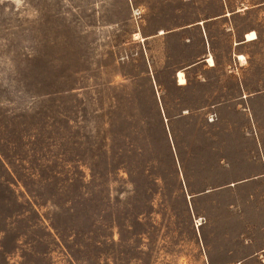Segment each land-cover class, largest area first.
Here are the masks:
<instances>
[{
  "label": "rangeland",
  "instance_id": "rangeland-1",
  "mask_svg": "<svg viewBox=\"0 0 264 264\" xmlns=\"http://www.w3.org/2000/svg\"><path fill=\"white\" fill-rule=\"evenodd\" d=\"M262 227L264 0H0V264H264Z\"/></svg>",
  "mask_w": 264,
  "mask_h": 264
},
{
  "label": "crops",
  "instance_id": "crops-1",
  "mask_svg": "<svg viewBox=\"0 0 264 264\" xmlns=\"http://www.w3.org/2000/svg\"><path fill=\"white\" fill-rule=\"evenodd\" d=\"M245 41V40H244ZM209 54V53H208ZM207 54V55H208ZM206 55V56H207ZM206 56H205V58L203 59L204 61H206ZM207 62V61H206ZM262 226H263V224H262ZM262 228H264V227H262ZM256 236L255 237H253V238H251L250 239V241H252V243H250L249 245H247V250L248 251H250L251 252V254H248L247 256H245L243 259H242V261H247V260H250V258H252V256L254 255V252H256V251H263L264 250V242H263V244L260 246V247H258V243L259 242H262V240H264V231H263V229H262V231H260V233H259V235H260V239L257 237L258 235H257V233L255 234ZM239 261V260H238ZM238 261H236V262H238Z\"/></svg>",
  "mask_w": 264,
  "mask_h": 264
},
{
  "label": "bare ground",
  "instance_id": "bare-ground-1",
  "mask_svg": "<svg viewBox=\"0 0 264 264\" xmlns=\"http://www.w3.org/2000/svg\"><path fill=\"white\" fill-rule=\"evenodd\" d=\"M254 37H255V32L254 31H250V32H248L246 34V38L247 39H252ZM207 58L210 61V63H213V59H212V56L211 55H209ZM177 78H178V82L179 83H183L185 81L184 73L181 70H178L177 71Z\"/></svg>",
  "mask_w": 264,
  "mask_h": 264
}]
</instances>
